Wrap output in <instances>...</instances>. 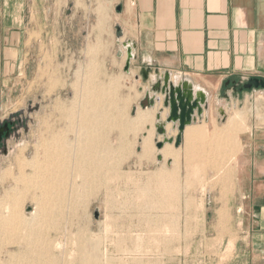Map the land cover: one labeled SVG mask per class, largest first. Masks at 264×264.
<instances>
[{"label": "rangeland", "instance_id": "obj_1", "mask_svg": "<svg viewBox=\"0 0 264 264\" xmlns=\"http://www.w3.org/2000/svg\"><path fill=\"white\" fill-rule=\"evenodd\" d=\"M76 10L79 14L74 29H61L59 35L61 42L76 47L74 62L61 63L57 77L48 74L50 67L41 68L40 73L49 76V81L44 78L39 84L43 88L28 103L19 90L12 97L0 98V125L14 123L6 146L8 154L2 152L0 157V203L16 187L21 174L19 160L26 162L25 179L33 177L35 171L29 163L36 156L43 160L52 136L60 142L66 139L61 143L68 150L76 148L82 131L78 115L86 94L93 103L87 105L92 113L98 109L106 112L98 142L102 143V154H106L108 170L80 187L78 194H69L70 199L54 204L58 210L53 220L35 221V225L32 221L35 228L31 226L24 235H12L0 225V264L23 263L21 257L10 254L17 252L18 242L28 247L25 234L37 240L28 248L44 256L39 264H211L215 258L205 255V249L211 251L213 238L218 246L231 218L228 210L216 209L224 196L221 191L226 171L234 164L229 156L231 147L209 138L214 127L222 128L225 122L217 125L213 119L212 129L199 118L194 128H200L203 135L193 144L185 140L176 148L167 143L159 150L157 142L164 138L155 140L160 135L154 119L161 105L156 110L142 109L144 95L137 91L135 75L127 76L122 66H107L98 57L99 48L105 47L108 39L100 20L105 15L103 3L77 2ZM90 43L93 47L85 49ZM33 73L29 75L30 87ZM206 133L208 138H203ZM146 140L148 149L144 148ZM55 148L50 146L51 150ZM158 156H162L161 161ZM69 166L64 189L67 193L75 183L82 182L76 179L72 161ZM196 173L208 177L201 180L193 177ZM33 184L19 186L27 198L18 208L27 220L36 209L33 197L40 195L36 182ZM0 206L5 216L6 209ZM95 213H99L98 219Z\"/></svg>", "mask_w": 264, "mask_h": 264}, {"label": "crops", "instance_id": "obj_2", "mask_svg": "<svg viewBox=\"0 0 264 264\" xmlns=\"http://www.w3.org/2000/svg\"><path fill=\"white\" fill-rule=\"evenodd\" d=\"M77 2H101L105 8L100 20L108 39L99 48L101 63L124 71L131 47L134 58L125 74L135 75L144 98L148 92L160 98L144 109L161 105L156 130L170 112L164 96L153 92L166 75L175 87L206 95L200 119L212 129L213 119L217 125L225 122L209 138L230 145L234 164L226 171L224 196L216 207L228 210L231 218L222 241L216 246L211 239L213 248L205 255L215 258L211 264H264V89L242 90L251 79L264 81V0H0V98L19 90L28 103L43 88L39 84L49 81L41 68L50 67L48 74L57 77L61 63L74 62L76 47L59 35L61 29H74ZM159 110L165 115L160 120ZM198 122L186 127L182 144L198 138L187 135ZM177 134L173 125L166 128V137Z\"/></svg>", "mask_w": 264, "mask_h": 264}, {"label": "bare ground", "instance_id": "obj_3", "mask_svg": "<svg viewBox=\"0 0 264 264\" xmlns=\"http://www.w3.org/2000/svg\"><path fill=\"white\" fill-rule=\"evenodd\" d=\"M166 80H168V79H166ZM88 90H89V88H88ZM185 96L188 97L191 102H194L197 100L200 103H202V102L206 103L207 102V98H206V95L204 93L195 94L194 91L189 89V88L185 89ZM85 97H86L85 98L86 103L83 104L84 106H83V108H81L82 110H80L81 113H80V115H78L79 119H80L79 125H81L82 131L79 135V139H78V143H77L76 148L73 147V150H68V148L65 147V145H62V143H61L66 139L63 140L62 139L63 137L62 138L60 137V139L63 140L60 142L59 138L52 136V138H54V139L52 140V138H51L50 139V140H52V141H50L51 143L50 142L47 143V146H48L47 149H49V150H46V152L44 153L43 160L40 161V158L38 156H36L33 159V161L31 163H29L30 164L29 166L32 167V169L35 171V173H34L33 177L27 178V179H25L26 176H25V172H24V167L26 166V162L19 160L21 174H20V177L18 176L17 179L15 178L17 181L15 183L16 187H14V189L12 191H8L6 193V195L4 196L3 201H1L2 203H0L6 209V213H5L6 215L5 216H3L0 213V223H1L0 225H1V227H3V229L5 228L10 234H12V235L18 234V233L23 234L28 229H32V227H31V226H33L31 224L32 221L34 222V225H35V223L40 222L43 219H49V220L52 219L53 220V218H55V214H56L55 210H58L57 209L58 206H56L54 204H60L61 202L65 201V199L67 200V198H69V196H70L69 194H74V193L78 194L80 187H83L86 185V183L88 184L89 182H91V180L93 178H95V177L97 178L98 176H102V173H105L108 170V166H107L108 163L106 164V161H107V157L105 156L106 154L105 155L102 154L103 153V150H102L103 148L101 147L102 143L100 145V143L98 142V137L101 134L100 131L104 125L106 112H104L103 109H101V110L98 109V111L96 110L92 113L91 110L87 108V105L91 106L93 103H91L89 101V96L87 94L85 95ZM70 112H72V111H70ZM162 124H164V125H160L158 127L165 126L166 122L162 123ZM167 127H168V130L170 131L171 125L168 124ZM79 129L80 128H78V130ZM226 129H228V128H226ZM184 132H183V134H184ZM187 135L190 139H194L196 137H201L203 135V131L200 128L187 129ZM63 136L65 137V135H63ZM76 136H78V135H76ZM182 137H183V135H182ZM45 141L47 142V140H45ZM163 141H164V139H163ZM50 146L51 147L56 146V148L51 150L52 148L50 149ZM57 146H59V147H57ZM69 146H70V144H69ZM148 147H149V142L146 140V141H144V148L148 149ZM71 161H72L73 169H75V172L77 174L76 179H80L82 182H81V184L75 183L73 185L74 189L72 190V192L70 191L71 193H67V190L66 191L64 190L66 188L65 183H66V179L68 176L67 175L68 173H66V172H67V168L69 166V163ZM10 173L11 172H9L7 174H10ZM104 178H105V176H104ZM34 179H35V181H34ZM159 179H160V177H159ZM35 182H36V187H37L36 189L39 190L40 195L37 196L35 194V196L33 195L34 197L32 196L33 200L36 202V207H35L36 209H35V212L32 214V216L29 218V220H27L23 216V212H20V210H19L20 207L18 208V205L24 199L27 198V197L25 198V194H24V192H22V190L20 189L19 186H20V183L28 185L30 183L33 184ZM33 186H34V184L32 185V187ZM53 198L56 199L55 202H53L54 201ZM30 200H32V198H30ZM68 203H69V201H68ZM21 210H22V206H21ZM35 221H37V222H35ZM36 229H38V228H36ZM0 232H2V231H0ZM35 232H36V230L34 231V233ZM35 239L33 237H30V236L25 234V242H26V244H28L27 245L28 247L36 244L37 240L34 241ZM37 244H38V242H37ZM25 246L26 245L25 244L23 245L22 242H18L17 243V252L15 251V253L10 254V255H16L18 257H21L20 259H23L22 264H34V262H36V264H39V261L42 262L44 260V256L41 255V253H36L35 250H31ZM46 252H49V251H47V249H46ZM52 261H51V263H52Z\"/></svg>", "mask_w": 264, "mask_h": 264}, {"label": "water", "instance_id": "obj_4", "mask_svg": "<svg viewBox=\"0 0 264 264\" xmlns=\"http://www.w3.org/2000/svg\"><path fill=\"white\" fill-rule=\"evenodd\" d=\"M134 58L132 54L131 47H128V57L127 63L124 71L129 72L131 67V61ZM148 72L144 71V79L147 80ZM168 79V80H166ZM252 90V89H264V81L259 79H251L248 81L242 88V90ZM153 92L159 93L164 96V108L169 109L170 112L166 118V125H173V129L178 130V135L174 137H166L165 126L158 127L157 133L160 136H163L164 141L157 142V148L159 150L163 149L166 143L173 145L178 148L182 144V135L187 126L192 125L196 122L198 118L203 114V106L207 105V102L200 103L198 100L191 102L188 97L185 96V87H175L173 83L170 82L168 75L164 77L163 85L161 81H158L157 85L153 88ZM160 103V98H157L155 95L151 96L148 92L145 95V98L141 101L140 106L142 109L153 108L155 104ZM161 119V114L158 115V120ZM4 131H7L6 136L9 135L8 123H5L4 127L0 129V141L2 139ZM158 160L161 161L162 157L158 156ZM95 218H99V213H95Z\"/></svg>", "mask_w": 264, "mask_h": 264}, {"label": "flooded vegetation", "instance_id": "obj_5", "mask_svg": "<svg viewBox=\"0 0 264 264\" xmlns=\"http://www.w3.org/2000/svg\"><path fill=\"white\" fill-rule=\"evenodd\" d=\"M4 125H5V123H3V125H0V129L3 128ZM8 128H9V135L6 136L7 131H4L2 139L0 141V157H1L2 152L4 153L3 155H7L8 154V152L6 150V146H7V143L10 141V139L12 137V134L14 132L13 131L14 123L13 122H9L8 123ZM6 152H7V154H6Z\"/></svg>", "mask_w": 264, "mask_h": 264}, {"label": "built area", "instance_id": "obj_6", "mask_svg": "<svg viewBox=\"0 0 264 264\" xmlns=\"http://www.w3.org/2000/svg\"><path fill=\"white\" fill-rule=\"evenodd\" d=\"M198 121V118H197V120H196V122ZM195 123V122H194Z\"/></svg>", "mask_w": 264, "mask_h": 264}]
</instances>
